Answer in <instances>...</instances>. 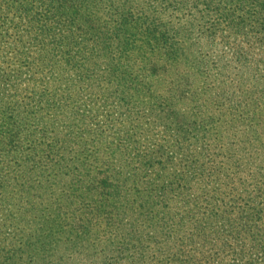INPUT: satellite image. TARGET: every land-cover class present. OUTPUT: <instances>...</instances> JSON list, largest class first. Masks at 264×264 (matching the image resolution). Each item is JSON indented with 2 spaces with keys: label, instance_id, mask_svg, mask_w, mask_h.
I'll return each mask as SVG.
<instances>
[{
  "label": "trees",
  "instance_id": "trees-1",
  "mask_svg": "<svg viewBox=\"0 0 264 264\" xmlns=\"http://www.w3.org/2000/svg\"><path fill=\"white\" fill-rule=\"evenodd\" d=\"M0 264H264V0H0Z\"/></svg>",
  "mask_w": 264,
  "mask_h": 264
}]
</instances>
